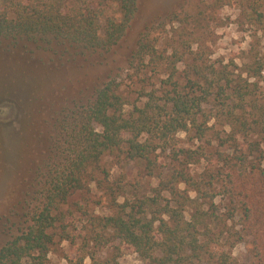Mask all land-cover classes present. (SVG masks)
Instances as JSON below:
<instances>
[{
  "label": "trees",
  "instance_id": "trees-1",
  "mask_svg": "<svg viewBox=\"0 0 264 264\" xmlns=\"http://www.w3.org/2000/svg\"><path fill=\"white\" fill-rule=\"evenodd\" d=\"M219 1L212 0V6ZM222 1L237 6L251 23L263 21L264 0ZM110 4L117 5L119 17L106 15ZM138 9L139 0H0V51L34 57L41 50L59 58L109 52ZM180 13L170 12L163 22L180 21ZM194 17L198 25L200 18ZM151 28L140 34L129 59L131 68L149 75L142 84L152 83L150 91L139 92L145 102L132 103L127 110V85L116 75L98 82L90 96L64 106L53 124L43 206L25 229L0 247V264H48L55 229L65 235L67 213L61 206L91 181L114 197L118 212L100 220L113 234L96 231L87 245L113 236L133 247L146 264H194L195 259L198 264H229L223 244L248 239L251 264H264V144L248 138L250 131H264V104L252 80L262 76L264 57L254 54L243 76L212 60L202 42L206 32L177 40L165 53L151 37ZM212 101L223 108L229 127L224 133L208 126L212 114L206 108ZM179 132H185L192 145L179 146ZM194 140L230 143V151L218 149L212 156ZM172 141L176 151L166 155ZM115 148H125L129 159L143 161L146 174L157 180L151 194L136 203L126 197L116 200V193L124 195L126 182L116 185L108 174L96 175L103 156ZM180 185L195 191L196 198L184 195ZM218 195L225 200L220 214L215 212ZM192 203L196 209L187 219L185 209ZM87 255L102 264L94 252Z\"/></svg>",
  "mask_w": 264,
  "mask_h": 264
},
{
  "label": "rangeland",
  "instance_id": "rangeland-1",
  "mask_svg": "<svg viewBox=\"0 0 264 264\" xmlns=\"http://www.w3.org/2000/svg\"><path fill=\"white\" fill-rule=\"evenodd\" d=\"M227 2L220 0L212 6V0H139V9L124 37L109 52H95L78 58L67 54L59 58L41 50L34 52V57L19 51H0V247L25 229L43 206L42 182L54 136L53 124L64 106L74 99L90 96L98 82L116 75L127 85L130 101L127 110L132 108V103L142 105L145 102L139 92L153 88L152 83L145 85L141 81L149 75L129 65L145 28L152 27L151 37L165 53L172 51L177 40L195 38L198 31L206 32L201 41L209 49L212 60L220 67L228 66L232 71L242 72L243 76H246L245 66L253 60L254 54L264 57V17L261 23H251L237 6ZM175 11H181L180 21L165 24L163 19ZM105 13L119 17L116 4H110ZM194 14L200 18L198 25ZM151 79L155 82L153 76ZM252 80H256L254 92L264 104V71L262 76ZM212 102L206 108L212 114L208 126L224 133L223 130H229V127L224 125L223 108L217 101ZM248 138L264 144V131H250ZM190 140L185 132L176 134L175 142L179 146L192 145ZM193 143L205 145L212 156L218 149L230 151V143L221 145L218 140L211 144L206 140H194ZM169 145L166 155L176 151L173 141ZM100 167L96 172L98 177L104 178L108 174L116 185L126 182L124 195L116 193L117 202L126 197L136 203L144 195H150L157 185V180L146 174L145 163L129 159L125 148L107 152ZM200 170L195 169L197 177ZM180 188L184 195L196 198L195 191H186L184 185ZM163 202L165 204L166 200ZM215 202L219 207L215 212L220 214L224 210V197L218 195ZM196 204L186 206L187 219L195 211ZM203 207L208 209L206 205ZM61 209L67 213L63 223L65 235L60 236L63 229H55V243L49 252L48 264H79L80 261L94 264L86 252H94L95 259L102 264H146L133 247L122 245L113 236L107 242L91 241L87 245L88 239L96 236V231L108 236L113 234L112 230L103 229L100 220L118 212L114 197L96 182H88ZM160 216L168 218L161 213ZM201 238L206 239L205 236ZM247 240L223 244L222 249L231 257L229 264H251ZM193 262L198 264V259ZM221 264L226 263L222 261Z\"/></svg>",
  "mask_w": 264,
  "mask_h": 264
}]
</instances>
